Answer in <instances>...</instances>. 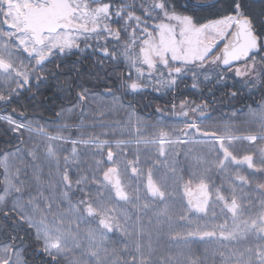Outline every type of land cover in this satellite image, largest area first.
Here are the masks:
<instances>
[{
    "label": "snow or ice",
    "instance_id": "snow-or-ice-1",
    "mask_svg": "<svg viewBox=\"0 0 264 264\" xmlns=\"http://www.w3.org/2000/svg\"><path fill=\"white\" fill-rule=\"evenodd\" d=\"M30 262L264 264V7L0 0V264Z\"/></svg>",
    "mask_w": 264,
    "mask_h": 264
},
{
    "label": "trees",
    "instance_id": "trees-1",
    "mask_svg": "<svg viewBox=\"0 0 264 264\" xmlns=\"http://www.w3.org/2000/svg\"><path fill=\"white\" fill-rule=\"evenodd\" d=\"M198 2V0H193V3ZM249 5L250 7L253 8L255 11H259L261 7H264V0H249ZM219 95V93L217 94ZM168 99L167 97H162V96H157L156 94H152L148 97H145L140 101L139 107L141 110H144L145 105L151 104V107L148 108V111H153L154 108L159 105L163 106L165 100ZM236 107H243V105H235ZM224 110L227 111V106H224ZM214 180L219 184L220 178L219 177H214ZM175 251V249H173ZM200 251L202 252L203 249L201 248ZM31 264V262H30Z\"/></svg>",
    "mask_w": 264,
    "mask_h": 264
}]
</instances>
